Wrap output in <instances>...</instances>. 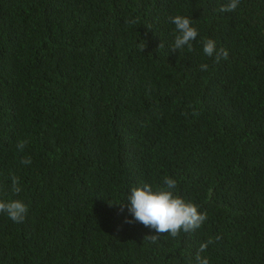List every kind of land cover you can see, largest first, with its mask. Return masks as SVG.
I'll list each match as a JSON object with an SVG mask.
<instances>
[{
    "label": "trees",
    "instance_id": "16d2710c",
    "mask_svg": "<svg viewBox=\"0 0 264 264\" xmlns=\"http://www.w3.org/2000/svg\"><path fill=\"white\" fill-rule=\"evenodd\" d=\"M225 2L0 0V199L28 206L0 213V264H195L209 239V264H264V0ZM165 176L207 214L175 238L126 222Z\"/></svg>",
    "mask_w": 264,
    "mask_h": 264
},
{
    "label": "clouds",
    "instance_id": "9594fccd",
    "mask_svg": "<svg viewBox=\"0 0 264 264\" xmlns=\"http://www.w3.org/2000/svg\"><path fill=\"white\" fill-rule=\"evenodd\" d=\"M240 2L241 0H226L225 3L220 5L219 11H235ZM170 20L175 26V39L171 48L182 51L187 47L189 52L193 51L192 42L198 36V29L193 26L192 20L188 16L180 14L170 17ZM144 47L141 46V51ZM161 47H163V43L160 45ZM203 53L208 57L214 56L216 63H219L221 59L227 60L229 55L227 49L217 50L216 43L212 39L203 41ZM200 67L201 70H206L208 65L202 64ZM16 147L23 151L25 143L18 142ZM21 163L30 164L31 157H24ZM11 187L14 193L21 192L18 177H12ZM176 187L177 180L171 176L163 177L161 184L153 185L152 183L141 182L139 185L132 186L127 196V200L130 201L128 211L132 219H126V222L142 223L145 227L153 229L160 235L168 234L173 238L177 237L182 231L187 233L200 228L207 219V214L199 211L197 204L177 194ZM0 213L6 214L11 221L20 223L28 213V206L20 199H0ZM160 235H146L145 240L155 242ZM210 243H212L211 239L201 244L195 257V264H209V259L202 256L201 253L206 251Z\"/></svg>",
    "mask_w": 264,
    "mask_h": 264
}]
</instances>
